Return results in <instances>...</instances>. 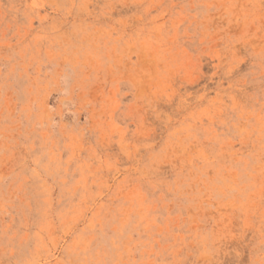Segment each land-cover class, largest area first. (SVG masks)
I'll return each instance as SVG.
<instances>
[{
	"label": "rangeland",
	"instance_id": "374dc122",
	"mask_svg": "<svg viewBox=\"0 0 264 264\" xmlns=\"http://www.w3.org/2000/svg\"><path fill=\"white\" fill-rule=\"evenodd\" d=\"M0 264H264V0H0Z\"/></svg>",
	"mask_w": 264,
	"mask_h": 264
}]
</instances>
